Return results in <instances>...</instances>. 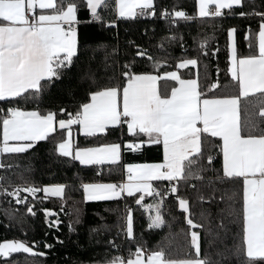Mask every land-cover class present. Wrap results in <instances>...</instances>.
Returning <instances> with one entry per match:
<instances>
[{"label": "snow or ice", "instance_id": "obj_1", "mask_svg": "<svg viewBox=\"0 0 264 264\" xmlns=\"http://www.w3.org/2000/svg\"><path fill=\"white\" fill-rule=\"evenodd\" d=\"M81 7L89 14L88 23L109 28L117 27L121 19L158 17L172 25L199 17L211 18L216 26L218 19L239 17L258 18V30L246 28L249 51L241 54L238 29L227 28L230 80L223 85L218 76L211 79L208 64L200 58L209 55L207 39L200 42L196 56L180 58L172 71H159L170 54L154 58L131 40L127 43L136 48L135 57L146 58L152 71H136L134 58L121 65L118 46L104 51L94 69L95 55L82 52L79 44ZM195 9V16L170 11L163 4L158 10L156 0H0V196L22 205L32 217L36 205L49 197L60 198L63 211L71 199L66 188L82 191L80 203L132 198L145 211L155 212L148 217L149 229L165 224L161 209L173 196L187 226L180 229L182 246L149 250L137 242L133 209L125 203L116 234L104 241L106 253L114 250L113 254L78 264H264V0H195ZM102 11L115 18L106 20ZM166 39L172 43L177 37ZM107 47L100 44L92 51ZM160 47L163 50V43ZM81 55L86 67L78 81L88 85L84 97L75 101V111L65 106L42 110L51 87L70 74ZM181 69H190L189 74L185 77ZM29 104L35 107L29 109ZM74 126L85 138L83 144L74 136ZM113 132L120 134L117 141L108 139ZM41 141L55 142V153L77 168L78 186L13 182L10 170L20 165L4 161L29 152ZM146 145L162 150L159 162H124V152H139ZM86 171L93 173L87 182L80 175ZM105 172L109 176L119 172L122 178L104 182ZM19 178L23 180L22 175ZM165 181L163 189L153 183ZM181 189L192 190L194 199L180 195ZM145 196L153 203H143ZM196 207L198 212L193 211ZM40 211L45 224L59 231V214L46 207ZM73 211L78 223L80 209ZM6 215L12 218L11 213ZM101 229L111 231L106 224L91 231ZM73 231L70 221L68 232ZM54 240L64 244L58 236ZM40 244L44 251L37 250ZM54 248L46 240L29 245L6 239L0 242V264H20L13 258L18 253L31 257V264H44L55 254Z\"/></svg>", "mask_w": 264, "mask_h": 264}, {"label": "trees", "instance_id": "obj_2", "mask_svg": "<svg viewBox=\"0 0 264 264\" xmlns=\"http://www.w3.org/2000/svg\"><path fill=\"white\" fill-rule=\"evenodd\" d=\"M157 9L159 5L163 4L172 10H183L189 15L195 16V0H156ZM175 6V7H173ZM226 11V10H225ZM102 15L106 20L114 19L115 17L106 11H102ZM79 18L82 23L78 26L79 44L81 51H87L88 55H95L96 60L92 64L95 69L97 65L103 60L104 51L111 52L113 46H118V58L123 65L125 61L131 62L133 58L136 60L134 69L136 71H152L149 61L146 58L135 57L136 48L129 45V40L134 41L136 45L147 49L154 58L164 57L166 53L170 54L167 59V65L162 66L159 71L175 70V64L180 58L185 56L193 57L197 55V50L201 41L208 40V56H201V60L208 64V71L213 81L219 78L223 85L230 80L227 73L228 66V39L227 28L235 26L238 31L236 34V41L238 51L241 54H246L249 49L244 41V32L250 25L253 31L258 30V18L244 19L239 17H226L222 20L218 19L214 22L211 18L196 17L192 21L178 20L177 25L173 26L160 18H136L130 20H117V27H104L101 23H88L89 14L86 8L81 7L79 11ZM175 35L177 40L169 43L166 37ZM182 37V41L180 40ZM163 43V50L160 45ZM183 44V49L181 48ZM106 44L108 47L103 50L93 53V49L97 45ZM213 49H218L216 55L212 56ZM86 67V57L81 55L80 61L71 69V72L63 80L56 82L50 89L49 93L44 97L41 104V109H58L61 106L67 107L70 111H75V101L84 97L87 91L88 82H79L78 78ZM217 68L219 73L217 74ZM203 71V69H200ZM190 69L180 70L185 77L189 74ZM196 69H191L195 72ZM163 84V81H160ZM171 83V82H170ZM72 90L70 99L69 90ZM29 109L35 105H27ZM119 132H113L108 136L109 141H117ZM76 138L79 143L83 144L85 138L79 136ZM125 139L127 134L125 133ZM55 142H38L36 146L24 154H19L12 160H5V163H18L20 167H14L10 170L14 183L27 182L43 186L54 183L76 184L78 181L74 180V173L77 171L76 167H71L63 161L66 158L59 157L55 151ZM124 162L126 163H144V162H159L162 159V150L155 145L144 146L139 152H132L128 150L123 153ZM29 169V170H26ZM2 172V170H0ZM23 176V180L20 179ZM80 175L87 182L93 179L91 171L81 172ZM119 172L109 176L107 172L103 175L104 182H116L121 180ZM100 179V177H96ZM165 182H155L154 185L163 189ZM66 194L71 197L64 204L63 211H61V199L57 197H49V199L42 204L36 205V216L32 217L25 212L24 207L17 206L15 203H8L10 198L0 196V242L6 239H19L27 241L31 245L32 241H48L55 245L54 255H49L44 264H78L79 261L102 260L105 255H112L113 251L106 249L108 246L104 243L105 240L114 236L117 232V227L122 223L120 216L123 214L125 203L133 209L134 218V232L138 243L144 245L149 250L159 249L160 247L178 248L184 244V236L180 232L181 228L186 229V224L183 220V213L178 209V202L173 196L165 199L164 205L161 209V214L165 220V224L159 229H149L147 227L150 222L149 211L136 205L132 198H127L123 201H102V202H88L80 203L82 200V191H72L66 188ZM42 195V193L38 194ZM180 195L194 199L192 190L181 189ZM31 199V197H29ZM145 204L153 203V198L145 196L143 201ZM42 207L49 208L55 213L59 214V219L62 223L59 225V231L55 228H49L45 224V217L40 209ZM119 207V212H109L106 209H115ZM208 207V205H204ZM19 209L16 211V209ZM79 208V222L76 223V215L73 209ZM193 211L198 212L196 207ZM7 213L12 214L9 218ZM103 217V219H101ZM50 217L49 219H54ZM72 222L75 231L68 232V224ZM101 224H106L111 231H104L101 229L98 233H92V228L99 227ZM170 225V226H169ZM45 232L48 235H45ZM91 233V236H90ZM58 236L64 240V244H56L54 237ZM123 240L121 236L117 242ZM100 241V243H97ZM134 247V246H133ZM44 251L43 245L40 244L38 249ZM203 250V242H202ZM123 255H127L124 251ZM27 254L18 253L13 254V258L18 260L20 264H31L32 258L27 257ZM41 258L37 257L39 261Z\"/></svg>", "mask_w": 264, "mask_h": 264}, {"label": "crops", "instance_id": "obj_3", "mask_svg": "<svg viewBox=\"0 0 264 264\" xmlns=\"http://www.w3.org/2000/svg\"><path fill=\"white\" fill-rule=\"evenodd\" d=\"M37 11H39V10H37ZM181 70H184V69H181ZM74 136L76 137V135H77V132L75 131V126H74ZM153 183H155V182H153ZM165 183H167L166 181H165Z\"/></svg>", "mask_w": 264, "mask_h": 264}, {"label": "rangeland", "instance_id": "obj_4", "mask_svg": "<svg viewBox=\"0 0 264 264\" xmlns=\"http://www.w3.org/2000/svg\"><path fill=\"white\" fill-rule=\"evenodd\" d=\"M149 214L154 216L155 212L154 211H149Z\"/></svg>", "mask_w": 264, "mask_h": 264}, {"label": "built area", "instance_id": "obj_5", "mask_svg": "<svg viewBox=\"0 0 264 264\" xmlns=\"http://www.w3.org/2000/svg\"><path fill=\"white\" fill-rule=\"evenodd\" d=\"M177 25V23L176 24H173V26H176Z\"/></svg>", "mask_w": 264, "mask_h": 264}]
</instances>
